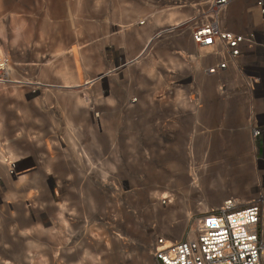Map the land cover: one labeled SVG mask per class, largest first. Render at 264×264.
<instances>
[{
  "label": "rangeland",
  "instance_id": "374dc122",
  "mask_svg": "<svg viewBox=\"0 0 264 264\" xmlns=\"http://www.w3.org/2000/svg\"><path fill=\"white\" fill-rule=\"evenodd\" d=\"M184 2L0 0V264H151L156 238L264 199L259 105L205 73Z\"/></svg>",
  "mask_w": 264,
  "mask_h": 264
},
{
  "label": "built area",
  "instance_id": "2783aa9c",
  "mask_svg": "<svg viewBox=\"0 0 264 264\" xmlns=\"http://www.w3.org/2000/svg\"><path fill=\"white\" fill-rule=\"evenodd\" d=\"M234 1L190 4L196 10L190 39L197 48L207 49L213 64L205 73L219 80L221 94H243L249 104L259 105L249 126L257 161L264 165V0H241L247 19L244 24L224 15ZM187 5L185 0L182 7ZM226 75L233 76L235 86H226ZM263 221L264 199L241 208L226 200L198 215L185 238H156L151 245V264H264Z\"/></svg>",
  "mask_w": 264,
  "mask_h": 264
},
{
  "label": "bare ground",
  "instance_id": "6f19581e",
  "mask_svg": "<svg viewBox=\"0 0 264 264\" xmlns=\"http://www.w3.org/2000/svg\"><path fill=\"white\" fill-rule=\"evenodd\" d=\"M229 9V8H228ZM226 13V12H225ZM199 49H202V48H199ZM205 51H207V49L205 50V49H203L202 50V53L201 54H199V56H200V58H204V59H206L207 58V53L208 52H205ZM48 149V148H47ZM49 151V150H48ZM49 154H50V151H49ZM7 164V163H6ZM0 165H4V157H3V155H2V152H1V150H0ZM199 169L198 168H194V169H191L190 170V174H191V176H192V185H197L196 183H197V181L199 180V177H198V175H199ZM56 191V190H55ZM190 220V215L189 214H187V216H186V221H189ZM48 229V228H47ZM175 231V230H174ZM93 243V240H88V244H92ZM95 248L96 249H99L100 248V245L99 246H95ZM104 252V251H103ZM98 255V254H97ZM94 256V255H93ZM54 264H57V259L56 258H53V261H52ZM6 263V262H5ZM59 263V262H58Z\"/></svg>",
  "mask_w": 264,
  "mask_h": 264
},
{
  "label": "crops",
  "instance_id": "0c3cea01",
  "mask_svg": "<svg viewBox=\"0 0 264 264\" xmlns=\"http://www.w3.org/2000/svg\"><path fill=\"white\" fill-rule=\"evenodd\" d=\"M239 8V5H231L230 7H229V9L226 11V13H224V15L225 16H232V14L236 11V10H239L238 9ZM200 50V49H199ZM206 52H208V51H206ZM208 54L209 53H207V57H208ZM209 58V57H208ZM207 59V58H206Z\"/></svg>",
  "mask_w": 264,
  "mask_h": 264
}]
</instances>
